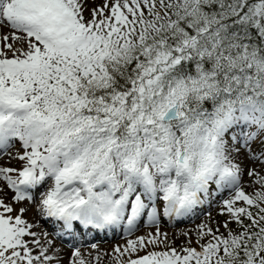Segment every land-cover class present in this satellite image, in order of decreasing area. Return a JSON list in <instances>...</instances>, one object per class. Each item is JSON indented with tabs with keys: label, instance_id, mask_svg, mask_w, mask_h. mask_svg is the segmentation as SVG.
I'll list each match as a JSON object with an SVG mask.
<instances>
[{
	"label": "snow or ice",
	"instance_id": "1",
	"mask_svg": "<svg viewBox=\"0 0 264 264\" xmlns=\"http://www.w3.org/2000/svg\"><path fill=\"white\" fill-rule=\"evenodd\" d=\"M89 2L0 0V264H264V0Z\"/></svg>",
	"mask_w": 264,
	"mask_h": 264
},
{
	"label": "rangeland",
	"instance_id": "2",
	"mask_svg": "<svg viewBox=\"0 0 264 264\" xmlns=\"http://www.w3.org/2000/svg\"><path fill=\"white\" fill-rule=\"evenodd\" d=\"M101 0H95V3H100ZM89 8H91L93 5L92 0H90L89 2ZM86 15H88V13H86ZM4 31H7L6 29ZM243 154V153H242ZM241 154V155H242ZM258 167V166H257ZM5 199H8L11 197V192H6L4 194ZM218 208L215 205V203L212 204L211 207L205 206L203 208V211L200 212L196 217L186 220L185 222L181 223V224H174V223H163L160 225L161 230L165 231L168 233L169 238L171 240L175 241L176 246H179L182 241H183V237L179 236V232L181 230H194L196 228L197 225H199L203 220H205L207 218V214H211V218L213 220H223L224 217H221L218 215ZM199 212V211H198ZM27 218L31 221L33 218L35 220L36 217V213H35V209L34 208H30L28 213L26 214ZM44 225V224H43ZM44 228L48 229V227L46 225L43 226ZM49 230V229H48ZM153 228L144 225H140L139 229L133 234L132 237L129 238H134L137 235H143L149 231H152ZM128 235H126L125 233L123 234H117L116 236H111L109 239H104L102 241H99L101 239H97V240H93L91 242H88L84 245L81 246V251L85 250L86 246L90 247L91 244L96 243L98 244V246H105L107 244H110L109 246H107V252H111L112 248L116 245H123L126 243ZM53 238H55L53 236ZM112 238V239H111ZM57 241H59L61 244L66 245L65 243H63L59 238H55ZM124 239V240H123ZM71 248V252H72V247ZM71 254V253H70ZM143 254V253H141ZM70 256V255H69ZM69 258V257H68Z\"/></svg>",
	"mask_w": 264,
	"mask_h": 264
},
{
	"label": "bare ground",
	"instance_id": "3",
	"mask_svg": "<svg viewBox=\"0 0 264 264\" xmlns=\"http://www.w3.org/2000/svg\"><path fill=\"white\" fill-rule=\"evenodd\" d=\"M241 159H244L243 157V154L241 155ZM199 213V212H198ZM196 217V216H195ZM32 220H34L33 218H31ZM36 220V218H35ZM174 224H181V223H174ZM45 225V224H44ZM43 223H41V227L44 228L43 226ZM49 229V231L51 232V226L50 225H46ZM38 230V229H37ZM125 233L124 231H122L121 228L117 227L116 230L112 231V230H109L107 232H99V233H89L88 236L86 238L84 237H77V240L80 241V244L81 245H84L90 241H93V240H96V239H93V238H103L104 239H109L111 236H116L117 234H123ZM126 234V233H125ZM127 235V234H126ZM133 236V235H132ZM131 236V237H132ZM130 236L126 237V238H129ZM112 239V238H111ZM61 240V239H60ZM124 240V239H123ZM63 243H65L66 245H63L61 244L59 241L56 240V245L58 248H60L62 251H61V255L63 256V264H68V257L71 253V248L70 246L72 247V243H71V239L67 236H65L63 238V240H61ZM110 244H107L105 246H99V248L102 250V251H105L107 252V246H109ZM91 251V248L86 246L85 250L81 251L82 253H87ZM87 258V257H86ZM102 264H108V261L105 259L104 261H102Z\"/></svg>",
	"mask_w": 264,
	"mask_h": 264
}]
</instances>
